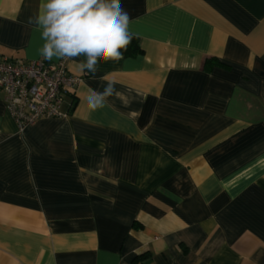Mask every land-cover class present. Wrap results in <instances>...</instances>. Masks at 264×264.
<instances>
[{"label": "crops", "instance_id": "0c3cea01", "mask_svg": "<svg viewBox=\"0 0 264 264\" xmlns=\"http://www.w3.org/2000/svg\"><path fill=\"white\" fill-rule=\"evenodd\" d=\"M40 2L0 0V59L45 60ZM120 2L141 53L66 59V118L0 92V264H264V0Z\"/></svg>", "mask_w": 264, "mask_h": 264}, {"label": "clouds", "instance_id": "9594fccd", "mask_svg": "<svg viewBox=\"0 0 264 264\" xmlns=\"http://www.w3.org/2000/svg\"><path fill=\"white\" fill-rule=\"evenodd\" d=\"M29 23L39 32L42 44L38 54L43 59L76 61L84 57L76 67L93 80L101 61L122 59L133 39L131 18L120 0H41ZM88 93V108H103L116 93L115 82L108 81L103 92L89 89Z\"/></svg>", "mask_w": 264, "mask_h": 264}, {"label": "built area", "instance_id": "2783aa9c", "mask_svg": "<svg viewBox=\"0 0 264 264\" xmlns=\"http://www.w3.org/2000/svg\"><path fill=\"white\" fill-rule=\"evenodd\" d=\"M78 81L68 74L66 59L56 63L0 59V92L19 131L42 119L66 118L63 97Z\"/></svg>", "mask_w": 264, "mask_h": 264}, {"label": "trees", "instance_id": "16d2710c", "mask_svg": "<svg viewBox=\"0 0 264 264\" xmlns=\"http://www.w3.org/2000/svg\"><path fill=\"white\" fill-rule=\"evenodd\" d=\"M141 50L138 45L137 39L133 36L131 43L128 45L127 50L123 52L124 57H133L137 54H140ZM211 60L206 61V63H210ZM136 260V259H135ZM135 260L133 262H135ZM133 264V263H132Z\"/></svg>", "mask_w": 264, "mask_h": 264}]
</instances>
